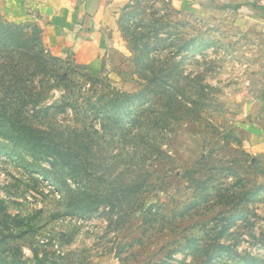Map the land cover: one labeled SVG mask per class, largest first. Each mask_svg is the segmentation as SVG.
Listing matches in <instances>:
<instances>
[{
  "label": "rangeland",
  "instance_id": "1",
  "mask_svg": "<svg viewBox=\"0 0 264 264\" xmlns=\"http://www.w3.org/2000/svg\"><path fill=\"white\" fill-rule=\"evenodd\" d=\"M258 6L107 0L92 63L14 56L0 264H264Z\"/></svg>",
  "mask_w": 264,
  "mask_h": 264
},
{
  "label": "crops",
  "instance_id": "2",
  "mask_svg": "<svg viewBox=\"0 0 264 264\" xmlns=\"http://www.w3.org/2000/svg\"><path fill=\"white\" fill-rule=\"evenodd\" d=\"M106 1L0 0V15L13 23L37 22L47 49L58 56L71 54L76 63L85 65L98 59L101 52L102 7L106 10ZM262 17L258 23L264 32ZM258 115L264 120V109ZM252 134L255 142L251 145L258 153H264V124L255 126Z\"/></svg>",
  "mask_w": 264,
  "mask_h": 264
},
{
  "label": "trees",
  "instance_id": "3",
  "mask_svg": "<svg viewBox=\"0 0 264 264\" xmlns=\"http://www.w3.org/2000/svg\"><path fill=\"white\" fill-rule=\"evenodd\" d=\"M235 8H240V4L234 6ZM260 11H264V7L258 6ZM5 21V20H4ZM25 24V25H24ZM32 25V23H13L6 21L4 24H0V38H2L0 48L4 54L0 55L3 59L2 64H0V135H6L7 137H11V139L18 140L21 136L26 134V130H22L20 136L12 135L19 130H15L16 120L15 117L17 114H22L21 110H13L12 100L9 98V94L11 92H16L18 89V84L22 82V77L17 73H13L10 69V66H14L13 63L16 64L14 56H22L23 58L29 57L30 59H36L37 62H40L39 59L45 54V45L42 42L41 34L37 39V42L31 40L24 32L22 27H26L27 25ZM24 32V33H23ZM41 33V29L39 30ZM19 47V50L16 51L15 47ZM0 51V53H1ZM16 51V54L14 52ZM7 95V96H6ZM14 101L19 102L21 97L17 96ZM20 103V102H19ZM16 109V108H15ZM17 113V114H16ZM30 129H28L29 131ZM12 134V135H11ZM34 138H32L33 140ZM35 144V142H34ZM47 155H53L54 158L51 161V166L55 167L57 163V158L55 154L51 152H47ZM49 172L48 170H46Z\"/></svg>",
  "mask_w": 264,
  "mask_h": 264
}]
</instances>
